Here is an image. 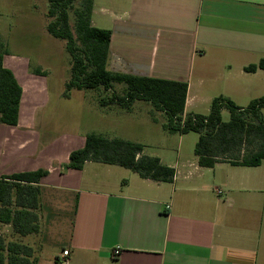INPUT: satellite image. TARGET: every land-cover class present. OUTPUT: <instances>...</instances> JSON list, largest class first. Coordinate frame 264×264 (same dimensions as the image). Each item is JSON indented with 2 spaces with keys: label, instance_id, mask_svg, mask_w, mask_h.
Segmentation results:
<instances>
[{
  "label": "crops",
  "instance_id": "obj_1",
  "mask_svg": "<svg viewBox=\"0 0 264 264\" xmlns=\"http://www.w3.org/2000/svg\"><path fill=\"white\" fill-rule=\"evenodd\" d=\"M91 25L112 31L109 71L187 82L185 115H208L218 97L240 107L264 97V70L246 71L264 58V0H94ZM25 58H4L23 96L18 125L0 124V179L49 172L40 232L18 240L37 264H61L64 251L67 264H264V162L156 156L172 182L94 161L69 169L88 134L48 135L50 83Z\"/></svg>",
  "mask_w": 264,
  "mask_h": 264
},
{
  "label": "trees",
  "instance_id": "obj_2",
  "mask_svg": "<svg viewBox=\"0 0 264 264\" xmlns=\"http://www.w3.org/2000/svg\"><path fill=\"white\" fill-rule=\"evenodd\" d=\"M49 0L47 31L66 42L71 57V77L65 86L64 98L73 90L103 89L98 99L101 107H119L131 111L137 101L153 106L166 116L163 129L169 133L199 135L195 156L201 167L213 168L222 161L238 166H260L264 162V97L240 107L229 98L213 100L208 115L186 114L187 82L113 73L107 69L112 31L91 25L94 0ZM72 17L74 22H72ZM7 55L0 41V124L17 126L23 89L13 72L4 65ZM264 70V58L250 65L247 72ZM125 85L123 93L116 89ZM108 93H110L108 95ZM229 113L225 121L223 112ZM143 144L121 138L110 139L90 133L83 148L70 154L67 168L82 170L88 161L118 165L144 179L172 182L176 171L159 157L145 153ZM48 171L39 170L0 179V224L11 226L15 234L25 238L40 232L41 180ZM32 247L7 241L0 234V264H37Z\"/></svg>",
  "mask_w": 264,
  "mask_h": 264
},
{
  "label": "rangeland",
  "instance_id": "obj_3",
  "mask_svg": "<svg viewBox=\"0 0 264 264\" xmlns=\"http://www.w3.org/2000/svg\"><path fill=\"white\" fill-rule=\"evenodd\" d=\"M80 4L81 0H77L75 6ZM48 10L49 0H0V41L6 47V56L31 59L33 65L40 64L47 73L50 103L45 112L51 122L48 135L62 138L95 132L143 144L145 153L163 156L167 161H175L179 152L184 159H196L194 150L199 135L165 131V114L156 111L158 122H154L151 116L153 106L149 102L137 101L131 112L114 107L103 113L104 109L97 103L104 94L103 89L73 91L69 99L63 97L65 85L71 77V57L66 42L47 31L51 21ZM124 88L125 85L116 87L120 94ZM201 112L207 113L205 110ZM223 118L229 120L227 111L223 112ZM0 234L7 241L21 239L7 225L0 224Z\"/></svg>",
  "mask_w": 264,
  "mask_h": 264
},
{
  "label": "built area",
  "instance_id": "obj_4",
  "mask_svg": "<svg viewBox=\"0 0 264 264\" xmlns=\"http://www.w3.org/2000/svg\"><path fill=\"white\" fill-rule=\"evenodd\" d=\"M218 193L220 194L221 191L218 190ZM121 253V250L119 248H115L112 252V258H117ZM69 256V251H64L63 252V258L61 260V264H67L68 263V257Z\"/></svg>",
  "mask_w": 264,
  "mask_h": 264
}]
</instances>
